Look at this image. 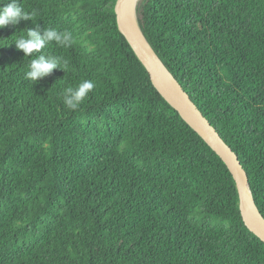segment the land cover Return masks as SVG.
<instances>
[{"label": "trees", "instance_id": "obj_1", "mask_svg": "<svg viewBox=\"0 0 264 264\" xmlns=\"http://www.w3.org/2000/svg\"><path fill=\"white\" fill-rule=\"evenodd\" d=\"M117 1L17 0L37 15L0 29V264H264L228 165L157 91ZM136 15L264 218V0H140ZM33 23L73 38L42 49L69 69L37 83L39 53L11 45ZM83 80L95 88L66 108Z\"/></svg>", "mask_w": 264, "mask_h": 264}, {"label": "water", "instance_id": "obj_2", "mask_svg": "<svg viewBox=\"0 0 264 264\" xmlns=\"http://www.w3.org/2000/svg\"><path fill=\"white\" fill-rule=\"evenodd\" d=\"M127 0H118L115 12L119 31L127 39L135 54L150 72L153 84L160 95L180 114V116L217 152L228 165L237 185L240 198V211L246 227L264 242V218L258 211V217L251 216L248 211V196L252 195L246 170L237 153L224 141L217 129L204 116L198 106L192 101L180 83L157 57L143 33L129 32L123 23V6ZM140 0H138L139 2ZM137 2V4H138ZM136 4V8H137ZM135 8V15H136ZM137 21V15H136ZM138 24V21H137ZM254 201V199H253Z\"/></svg>", "mask_w": 264, "mask_h": 264}, {"label": "clouds", "instance_id": "obj_3", "mask_svg": "<svg viewBox=\"0 0 264 264\" xmlns=\"http://www.w3.org/2000/svg\"><path fill=\"white\" fill-rule=\"evenodd\" d=\"M36 15L37 12L35 10L31 13L25 11L17 0H9L8 3L0 7V29L6 28L9 25L15 27L21 21H32ZM33 24L35 25L34 28L26 29V34H24V30L21 31L22 34L11 45L14 44L17 50L24 53L25 57H31L33 53H39V55L30 60L25 73L26 79L37 83L52 73L54 69H60L64 72L69 69V62L67 60L61 57L45 55L42 49L51 42H55L57 45L63 47L70 46L73 43V38L70 32H60L53 28H46L41 35L39 24ZM95 86L93 81L83 80L75 87L70 86L64 89L63 103L66 108L73 111L77 110L81 102Z\"/></svg>", "mask_w": 264, "mask_h": 264}, {"label": "bare ground", "instance_id": "obj_4", "mask_svg": "<svg viewBox=\"0 0 264 264\" xmlns=\"http://www.w3.org/2000/svg\"><path fill=\"white\" fill-rule=\"evenodd\" d=\"M138 0H127L123 6L122 14H123V23L125 28L129 32H136L138 34L140 33L137 21H136V15H135V8ZM248 211L251 214V216H255L259 218L258 211L256 209V206L253 201V197L251 194L248 196Z\"/></svg>", "mask_w": 264, "mask_h": 264}]
</instances>
